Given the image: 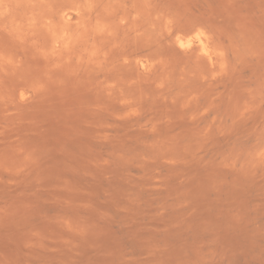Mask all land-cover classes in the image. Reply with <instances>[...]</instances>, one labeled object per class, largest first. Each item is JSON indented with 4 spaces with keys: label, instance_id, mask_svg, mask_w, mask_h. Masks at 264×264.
<instances>
[{
    "label": "rangeland",
    "instance_id": "rangeland-1",
    "mask_svg": "<svg viewBox=\"0 0 264 264\" xmlns=\"http://www.w3.org/2000/svg\"><path fill=\"white\" fill-rule=\"evenodd\" d=\"M0 264H264V0H0Z\"/></svg>",
    "mask_w": 264,
    "mask_h": 264
}]
</instances>
